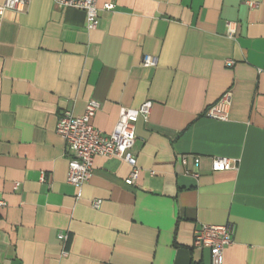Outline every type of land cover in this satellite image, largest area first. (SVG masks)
Returning <instances> with one entry per match:
<instances>
[{
  "label": "crops",
  "instance_id": "1",
  "mask_svg": "<svg viewBox=\"0 0 264 264\" xmlns=\"http://www.w3.org/2000/svg\"><path fill=\"white\" fill-rule=\"evenodd\" d=\"M26 1L0 20V264H211L195 231L228 224L224 264H264V0H99L93 30L82 10ZM228 92L229 120L206 117ZM89 101L105 134L154 106L135 185L123 159L96 157L78 200L56 129Z\"/></svg>",
  "mask_w": 264,
  "mask_h": 264
},
{
  "label": "built area",
  "instance_id": "2",
  "mask_svg": "<svg viewBox=\"0 0 264 264\" xmlns=\"http://www.w3.org/2000/svg\"><path fill=\"white\" fill-rule=\"evenodd\" d=\"M62 8H75L85 12L88 20V27L93 30L99 26V0H54ZM251 7L256 4L250 3ZM27 8L26 0H6L0 5V20L6 11L24 12ZM115 4H108L107 10H113ZM229 67L234 62H228ZM143 66L146 68L156 67L157 58L145 56ZM232 94H224L220 101L208 109L206 117L228 121ZM153 102L147 101L137 109L123 108L120 112V119L111 134H105L94 126V119L101 110V104L96 101H89L84 114L76 116L71 112H65L57 125V134L65 141L68 151L72 154L69 160L67 181L78 190L77 199L82 197L84 185L90 180L94 172L96 157H118L127 162L132 172L125 181L127 185H135L139 177V167L134 146L136 142V124L143 119L148 122L153 110ZM199 159L195 160L199 164ZM186 158L183 163L186 164ZM233 162L227 158H215L213 160V172L228 171L234 169ZM199 177V174H193ZM17 187V186H16ZM6 203L0 201V208ZM102 201L93 203L95 209H99ZM234 228L228 225H202L194 234V246L209 249L211 252V264H224V253L233 243ZM62 243L68 240V234L61 233L58 236Z\"/></svg>",
  "mask_w": 264,
  "mask_h": 264
}]
</instances>
